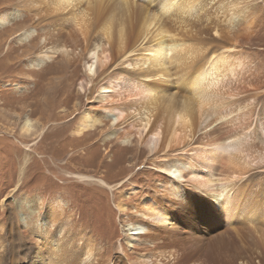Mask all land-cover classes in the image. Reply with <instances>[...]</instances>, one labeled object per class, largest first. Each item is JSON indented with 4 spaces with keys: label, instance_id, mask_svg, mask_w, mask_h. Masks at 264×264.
Wrapping results in <instances>:
<instances>
[{
    "label": "rangeland",
    "instance_id": "374dc122",
    "mask_svg": "<svg viewBox=\"0 0 264 264\" xmlns=\"http://www.w3.org/2000/svg\"><path fill=\"white\" fill-rule=\"evenodd\" d=\"M116 1L117 5L112 0L103 4L115 8V14L123 13L132 30L139 28L140 14L150 9L160 13L161 0H126L135 1L128 9L121 0ZM53 4L54 0H0V241H4L0 255L11 250L16 261H23L46 229L60 250L53 264L60 258L66 264H88L94 256L101 264H173L168 253L174 247L179 256L181 249H189L190 255L199 247L212 259L210 264H222L223 256L208 252L221 243L236 244L233 250L240 259L231 264H259L257 244L242 225L247 222L244 217L228 224L219 212L221 196L215 201L211 194L178 179L179 183H173L159 165L181 161L186 150L197 149L205 142L200 140L204 133L212 129L214 137L217 135L210 143L213 147L246 136L242 141L245 154L256 156L264 148L259 127V121L264 126V0H199L197 15L178 16L173 10L161 18L162 39L176 45L165 59L162 75H157L154 65L135 68L137 51L122 54L114 44H106L95 29L98 21L86 16L83 2H71L63 9L52 8ZM119 8L122 12L117 13ZM87 45L90 49L110 48L107 65L97 66L91 75L87 72ZM202 62L213 64L209 78H214L221 93L227 94L224 97L230 99L219 114L209 112L212 115L207 121L214 120L210 127L194 130L192 125L182 126V143L159 156L136 135L124 139L129 124L140 128L147 116L160 118L164 103L155 107L139 103L138 97L128 92L130 78L146 82L154 92L162 91L171 99L170 104L178 107L185 95L183 73ZM113 78L120 80L121 95L103 105L95 100L96 91ZM112 106L123 109L124 119L118 122L103 109ZM84 113L93 127L75 136ZM25 118L32 128L28 135L21 134ZM212 159L206 165L213 169L215 186L234 164L222 151ZM245 173L241 181L227 188L230 198L235 205L246 198L253 200L256 211L264 212V163ZM80 175L92 179L82 182ZM247 188L251 192L244 190ZM189 192L193 198L186 200ZM145 195L163 201L174 217L170 235L164 236L166 253L161 257L145 239L134 237L133 250L128 248L131 237H127L125 223H147L138 212L147 208L140 204ZM59 197L68 206L63 217L72 220L71 226L61 231L60 224L47 226L43 222L46 204ZM119 205L124 209L119 210ZM8 230L11 238H6ZM91 243L87 260L85 247ZM145 253L147 260H142ZM47 254L45 258L51 259L50 251ZM73 259L77 260L72 263Z\"/></svg>",
    "mask_w": 264,
    "mask_h": 264
},
{
    "label": "bare ground",
    "instance_id": "6f19581e",
    "mask_svg": "<svg viewBox=\"0 0 264 264\" xmlns=\"http://www.w3.org/2000/svg\"><path fill=\"white\" fill-rule=\"evenodd\" d=\"M104 1L111 2V0H54L55 4H53L52 8L59 6V8L63 9V7L69 6L71 2H83L86 16L92 17V19L94 17V21H98V23H96L95 29L101 32V35L106 41V44H114L116 46V51L122 52V54H125L126 52L134 53L137 51L138 56L134 63L135 68L144 69V66L146 64L149 67H153L154 65L157 69V75H162L166 71L167 63L165 62L167 60L165 59L174 50L172 46H176L174 43L171 46V44H167L162 39L165 31L163 30L164 28H162L163 26H161L163 22L161 18H166L170 13H172L173 10L178 16L182 14L191 16L197 15L199 11V0H161L160 13L155 14V12L150 9V12L147 10L145 13L140 14L139 17L141 21L138 24L139 28H134L132 30L129 24H125L126 22H128L126 16L123 13L115 14L116 9L105 6L103 4ZM120 2L125 6L126 9H128L130 6H134L135 3V1L133 3V1L127 2L126 0H121ZM100 3H102V5ZM112 3L117 5L116 0H112ZM120 12L122 11L119 8L117 13ZM248 12L253 15V11ZM1 17L0 19H2ZM251 24V22L248 24V28H250ZM28 33L30 32L24 31V34ZM131 33L132 36H130ZM44 41H46V38L44 39ZM139 41H141V43L138 46H136V44L135 48H131L132 44L138 43ZM99 47L100 46H96L95 48L90 49L88 45L85 46V49L88 48L85 55L88 56L90 60V63L87 66V72H89L90 75L93 74L97 66H100L102 68L108 63L110 48L104 49L103 46H101V48L99 49ZM61 48L64 49V53L69 57L66 48L64 46H62ZM152 57L153 59H151ZM214 68L215 67L211 62H202L198 63L196 66L194 65L193 67H191V69L186 71V73H183L185 77L183 82H181V86L185 89V95L181 98L178 107L172 106L173 104L171 99L163 94L162 91L154 92L146 82L130 78V90H128V92L132 93L135 97H138L139 103L150 104L153 107L157 106L158 102L164 103L163 105H161L160 115L162 116L160 118L155 119V115L153 116L151 114L147 116L146 120H143L144 123L140 125V128L136 127L134 124H129V127L124 129V139H128L127 137L130 135H136L141 140V144L150 146L151 151H153L155 155L159 156V154L165 152V149L171 148L174 145L179 146L180 143H182V132L184 130L181 128L182 126L186 125L188 127L192 125L194 130L198 126H203L202 130L210 127V125L214 123V120H211L209 122L207 121L208 117L210 118V115L212 114H219L220 111L225 110L230 103L229 97H224V95L227 94L221 93L222 88H218V82L214 78H209V73ZM121 90L122 88L120 86V80L113 78L106 83L100 84L96 91L95 100L100 101L103 105H106L107 99L119 97L121 95ZM103 109L105 112L111 113L118 122L122 118L124 119V111L122 108H120V106L105 107ZM209 112H211L212 114H209ZM30 126L31 125L29 120L25 118L23 120L21 134L28 135L32 130ZM91 127H93V125L89 126V118L84 113L82 116V121L77 125L73 134L75 133V136L80 135L82 132L88 130ZM259 127L262 131V136L264 137V126L262 125L261 121H259ZM214 132L215 130L213 131L212 129V131L204 133L200 140L203 141V139H205V142H203V144L201 145L199 144V147L197 149L186 150V157L181 159V161L176 160L174 163H172V165L167 162L162 163L161 165H159V169L164 173H167L169 177L173 179V183L178 182L179 180V182L181 181L182 183L191 186L206 195L211 194L215 201L217 200L216 198H218V196H221L223 200L219 205V212H221L220 215L222 217L225 216L224 218L227 219L226 222L228 224H232L237 221L239 216L244 217L243 221L246 220L247 222L242 225L247 226L246 228L251 233L250 236L257 244V247L255 248V254L258 263L264 264V230L262 228L264 224V212L261 211L260 213H258L256 211L257 209L253 207L256 202L253 200H249L248 198L240 200V202L235 205L234 199L230 198L229 191L227 190V188L234 181L239 182L242 180V176L243 174H246V170L263 165L264 148L262 149V151L258 152L256 156H252L247 153L245 154L242 146V141L246 136H242L238 140L232 139L233 141L228 143L218 142L215 144V147H213L210 144L211 141L215 142V140H217V135L214 137ZM262 145L264 146V142ZM221 151L225 152L228 155V159L230 160L231 164H234V167L232 169H229L226 173H222L224 178L223 180L217 181L219 185L212 186V182L214 179L212 178L211 172L213 171V169L210 165H206V163L208 161L214 160L212 159V157ZM257 159L259 162L255 163ZM176 174H178V177H176ZM78 177L82 182L92 179L91 177L86 175H80ZM98 183L103 184V182L101 181ZM214 187L216 188V190H213ZM244 190L248 191V188ZM226 191L228 192L226 193ZM248 192H251V190H249ZM240 193L242 194L244 192L240 191ZM192 195L193 194L189 192V194H187L186 200L193 198ZM161 202L163 201H159L153 196L145 195L141 198L140 204L147 208L144 209L143 207H141L144 210L140 209L138 210V212L141 213L143 217L147 218V223L143 221L138 222L131 220H128L125 223L126 231L128 232L127 237H131L130 241H127L128 248L133 250V244L131 240L135 237L139 240L145 239L146 241H149L152 245L151 250H154V252H156L159 257L163 256L166 253L165 251H163V249L166 248L165 244H167V238L164 236H166L167 233L168 235H170L169 230L172 231V228L174 227L172 223L174 217L172 218L171 215H169V208L164 206ZM228 204L231 205L228 206ZM185 206L186 205H183V207ZM67 207L68 206H66V203H64V201L60 197L54 201L48 202L44 208V224L47 226L60 224V231L66 230L72 221L70 216H64L67 217L64 220L63 212L65 208L67 209ZM183 207L181 205V208ZM123 209L124 206L119 205V210ZM221 210H224V212ZM12 217L15 218L16 215L14 214ZM13 221L14 220H11L10 222L11 227L14 225ZM42 232L43 233L37 237V243L35 244V246L29 249V255H27L26 253L27 257L23 261H16L11 250L9 252L7 251L8 254H4V250L2 254L6 257L0 255V264H53L56 257H58V254L60 253L59 246L53 245L54 241L48 238L46 229H43ZM236 233L235 236H238ZM9 234L10 230H8L5 234L8 235L6 238H11V235ZM3 243L4 241L1 240L0 249L3 248ZM92 244L93 243L85 247V249H87V260H89L91 257L88 255L92 252L90 248ZM234 246L230 244L228 245L227 243H221V245H216L212 248H209L208 252L211 254H215L216 252L219 253V256H223L225 259V261L223 260L224 263L222 264H231L233 263L231 261H234L235 258H237V260L240 259L239 254L234 253ZM188 250L189 249L187 248L181 249V253L179 256V250L178 253H175L176 251L174 247L172 248V251L168 253L169 259L171 261H174L173 264L212 263V259L207 257L209 256L208 253L202 252L199 247L197 250L194 249V254V251H192L189 255ZM49 251L51 254V259H46L45 255H48L47 253H49ZM200 252L203 255H201ZM62 256L65 258V254H63ZM147 256L148 253H145L141 256V259L147 260ZM202 257L205 258V260L203 259L204 262H201ZM95 258L96 256H94V261H96V264H101V261H99L98 258ZM76 260L77 259H73L72 263ZM94 261H90L88 264H94ZM62 263L66 264V262L61 258L56 262V264ZM77 264L80 263L77 262ZM242 264H244V262Z\"/></svg>",
    "mask_w": 264,
    "mask_h": 264
}]
</instances>
